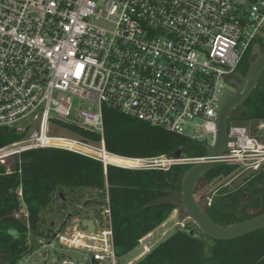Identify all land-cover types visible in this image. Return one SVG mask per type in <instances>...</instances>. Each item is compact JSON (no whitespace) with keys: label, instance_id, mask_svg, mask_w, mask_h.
<instances>
[{"label":"built area","instance_id":"1","mask_svg":"<svg viewBox=\"0 0 264 264\" xmlns=\"http://www.w3.org/2000/svg\"><path fill=\"white\" fill-rule=\"evenodd\" d=\"M254 43L264 45V0H0V127L30 128L0 148V162L52 148L112 165L103 158L104 108L210 150L211 121ZM73 98L86 107L70 118ZM56 122L96 133L100 142L52 136ZM226 134L236 144L218 163L264 169L257 137L233 123ZM203 158L131 159L137 165L128 169L167 171ZM101 207L93 232L53 236L86 257L53 264H118L107 195Z\"/></svg>","mask_w":264,"mask_h":264},{"label":"trees","instance_id":"2","mask_svg":"<svg viewBox=\"0 0 264 264\" xmlns=\"http://www.w3.org/2000/svg\"><path fill=\"white\" fill-rule=\"evenodd\" d=\"M251 59L247 53L238 66L242 76ZM231 120L237 125L264 121V72L249 97L230 114L227 124ZM56 123L77 139L100 142L96 133ZM22 138L24 134L15 128L0 127V148ZM103 142L106 152L126 159L169 157L178 149L185 159L207 156L199 142L106 108ZM12 159L9 172L0 165V264H18L35 250V244L28 242L30 237L50 235V229H43L41 214L63 189L96 190L102 195V203L107 195L114 251L118 259L126 256L178 208L181 178L190 167L177 165L167 171L112 165L104 168L94 159L52 148L27 150ZM238 169L216 163L202 179L209 184L230 177ZM205 208L209 219L219 226L264 214V169L251 173L232 190L225 188ZM248 209L259 211L250 215ZM196 235L190 236L189 228L177 229L134 264H264V229L230 241L213 240L200 231Z\"/></svg>","mask_w":264,"mask_h":264},{"label":"rangeland","instance_id":"3","mask_svg":"<svg viewBox=\"0 0 264 264\" xmlns=\"http://www.w3.org/2000/svg\"><path fill=\"white\" fill-rule=\"evenodd\" d=\"M252 57V56H251ZM254 60L252 57L251 62ZM86 104L78 100L72 99V118L78 109L85 108ZM22 124L24 122H21ZM236 124L234 120L228 122ZM246 128L249 134L257 137L264 144V121L258 123H250L241 125ZM23 128V126H19ZM30 128H25L24 131H19V134L28 135ZM52 136L70 137L71 135L63 128H59L52 132ZM201 144V143H200ZM204 145V144H203ZM207 150L209 149L204 145ZM12 158L7 157L0 162V165L6 168V171L11 170L13 163ZM225 164V163H224ZM231 165V164H226ZM180 166V165H179ZM251 173L243 169L236 170L228 178H218L207 184L202 178L198 181V185L194 188V198L199 201L202 208L207 207V198L216 197L222 190L228 188L230 190L241 185L244 179ZM102 195L96 190L75 189L73 191L63 189L53 198L51 205L46 208L41 216L43 217V229L51 230L49 236L34 238L30 237L29 244H35V250L19 261L18 264H53L60 257H71L75 259H83L84 254L76 250L69 249L57 242L53 238L54 233L61 231V234H71L74 230L83 231L82 221L97 219L101 211ZM258 209H248V214L257 213ZM186 212L179 207L173 211L171 216L161 226L152 232L148 239L143 240L140 244L126 256L118 259V264H134L143 258L147 253L139 256L145 246L149 247V251L163 242L177 229L189 228V231L195 227L193 221L186 216ZM183 226V227H182ZM199 230L195 233L198 234ZM53 234V235H52Z\"/></svg>","mask_w":264,"mask_h":264},{"label":"water","instance_id":"4","mask_svg":"<svg viewBox=\"0 0 264 264\" xmlns=\"http://www.w3.org/2000/svg\"><path fill=\"white\" fill-rule=\"evenodd\" d=\"M251 56L254 57V60L243 76L233 73L236 75L235 79L229 82L232 88L224 91L217 111L216 121H211L215 122L216 125L215 145L209 150L203 160L186 161L190 167L181 178V193L178 200L179 207L186 212L187 216L195 224V227L189 231L190 236L196 237L195 231L199 230L210 239L230 241L264 229V214L234 225H216L209 219L207 209L202 208L199 201H196L194 198V188L198 185V181L218 163L222 153L229 146L236 144V138H230L226 134L228 118L249 97L264 72V50L261 51V48L256 43L251 48ZM169 158L172 160L185 159L179 149L169 156ZM173 204L175 203L173 202ZM81 223L82 227H85L87 231H94L92 220H83Z\"/></svg>","mask_w":264,"mask_h":264},{"label":"bare ground","instance_id":"5","mask_svg":"<svg viewBox=\"0 0 264 264\" xmlns=\"http://www.w3.org/2000/svg\"><path fill=\"white\" fill-rule=\"evenodd\" d=\"M103 158L107 163L119 167L131 168L137 165V163L131 159L121 158L111 154H104Z\"/></svg>","mask_w":264,"mask_h":264},{"label":"crops","instance_id":"6","mask_svg":"<svg viewBox=\"0 0 264 264\" xmlns=\"http://www.w3.org/2000/svg\"><path fill=\"white\" fill-rule=\"evenodd\" d=\"M150 235H152V233H150L149 235H147L146 237H144L140 242H142L143 240L148 239ZM139 244H140V243H139ZM147 252H149V247H148V246H145V248H144L143 251L139 254V256L142 255V254H144V253H147Z\"/></svg>","mask_w":264,"mask_h":264},{"label":"flooded vegetation","instance_id":"7","mask_svg":"<svg viewBox=\"0 0 264 264\" xmlns=\"http://www.w3.org/2000/svg\"><path fill=\"white\" fill-rule=\"evenodd\" d=\"M241 75V74H240Z\"/></svg>","mask_w":264,"mask_h":264}]
</instances>
